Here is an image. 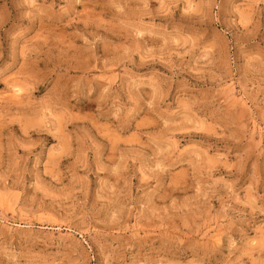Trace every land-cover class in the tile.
Segmentation results:
<instances>
[{"label": "rangeland", "instance_id": "obj_1", "mask_svg": "<svg viewBox=\"0 0 264 264\" xmlns=\"http://www.w3.org/2000/svg\"><path fill=\"white\" fill-rule=\"evenodd\" d=\"M0 264H264V0H0Z\"/></svg>", "mask_w": 264, "mask_h": 264}]
</instances>
